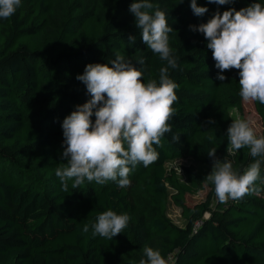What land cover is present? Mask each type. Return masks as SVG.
Here are the masks:
<instances>
[{
    "label": "trees",
    "instance_id": "16d2710c",
    "mask_svg": "<svg viewBox=\"0 0 264 264\" xmlns=\"http://www.w3.org/2000/svg\"><path fill=\"white\" fill-rule=\"evenodd\" d=\"M101 2L22 0L11 19H0V264H139L146 246L159 250L166 264H264V182L257 181L258 191L243 200L222 204L214 185L194 167L212 165V148L217 159L231 161L240 173L254 158L248 148L235 155L228 150L233 119L218 100L221 81L208 41L189 29L200 25L190 0H149L166 12L173 29L169 46L179 58L178 67L169 69L179 99L169 121L172 131L154 145L158 160L132 169L125 188L117 181L101 185L85 180L77 189L69 181L68 191L62 190L55 175L67 163L61 159V125L76 105L91 99L76 79L86 65L108 64L119 53L143 73L145 84L150 79L159 83V71L167 67L142 42L128 10L133 0H114L116 7L106 17L98 14ZM254 2L264 6V0L223 6L197 0V6L207 7L205 16L212 17ZM129 36L135 37L131 46ZM140 58L143 65L137 63ZM253 105L264 135V105ZM32 110L41 119L34 126L27 121ZM175 159L187 163L166 167ZM134 185L145 196L148 211L134 200ZM201 193L200 200L187 202V196ZM170 204L180 210L182 226L167 216ZM107 210L131 217L112 240L92 236L91 225Z\"/></svg>",
    "mask_w": 264,
    "mask_h": 264
},
{
    "label": "clouds",
    "instance_id": "9594fccd",
    "mask_svg": "<svg viewBox=\"0 0 264 264\" xmlns=\"http://www.w3.org/2000/svg\"><path fill=\"white\" fill-rule=\"evenodd\" d=\"M207 3L223 6L235 0H207ZM21 6L22 0H0V19H11ZM190 9L196 17L209 11L197 6V0H190ZM128 10L141 31L142 42L166 61L167 67L160 69L159 83L150 79L145 84L143 73L117 53L108 64L86 65L83 74L76 77L91 99L76 105L61 125V159L67 163L58 166L55 175L65 192L69 181H74L73 189L85 180L101 185L117 181L120 188L130 186L132 169L138 164L145 168L154 164L159 158L154 145L159 146L161 138L172 131L169 121L175 115L173 105L179 99L178 85L169 77V69H176L179 59L169 46L168 34L173 29L166 12L149 0H133ZM189 29L203 34L208 41L207 48L218 70L216 79L224 81L227 77L221 73L238 70L242 101L264 105V6L254 2L239 11L234 8L223 13L217 11L206 23L190 25ZM128 41L131 46L135 37L129 36ZM137 63L143 65V58ZM227 137L231 154L248 148L254 162L240 173L231 161L216 158V148L209 150L212 168L206 180L214 185L215 196L222 204L243 200L258 191L257 181L264 182L261 177L264 135L258 136L248 121L237 119L227 129ZM178 138L173 136L172 140ZM130 219L127 214L104 211L91 225L92 236L112 240L128 227ZM88 231L85 224L83 232ZM143 251L147 259H141L139 264H166L159 250L146 246Z\"/></svg>",
    "mask_w": 264,
    "mask_h": 264
},
{
    "label": "rangeland",
    "instance_id": "374dc122",
    "mask_svg": "<svg viewBox=\"0 0 264 264\" xmlns=\"http://www.w3.org/2000/svg\"><path fill=\"white\" fill-rule=\"evenodd\" d=\"M74 2L78 0H73ZM114 0H102L101 5L99 7V15L101 17H106L109 13L115 8ZM211 16H203L199 18V24L206 23ZM226 76L227 79L221 81L220 92L218 95L219 103L222 106L228 107L227 111L229 115L232 117L233 121L240 119L248 121L251 126L256 130L257 135H262V125L260 118L254 108L253 102L245 103L242 101V98L239 95L240 86H239V75L238 70H231L228 72L221 73ZM239 107H229L231 104ZM40 112L38 110H32L31 113L27 115V121L31 123L32 126L38 124L40 122ZM187 161L182 159H175L172 162L166 163V167H174L177 168L178 165L186 164ZM197 172L202 175L205 179L207 175L210 173L212 165H204V164H194ZM136 185H141V181H135ZM132 195L138 206L144 211H148L147 201L139 186H133ZM203 197L202 193L196 196H187V202L189 204L194 203L200 200ZM167 216L177 225L182 226L183 220L180 216V210L174 205L170 204L166 209ZM204 217H208V214H204ZM146 259L144 256H139L138 260ZM239 264H257V263H239Z\"/></svg>",
    "mask_w": 264,
    "mask_h": 264
}]
</instances>
